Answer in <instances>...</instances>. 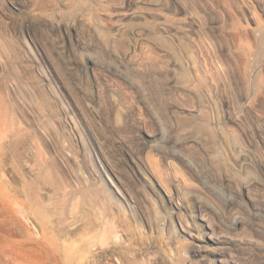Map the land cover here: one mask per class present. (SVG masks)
<instances>
[{
	"label": "rangeland",
	"instance_id": "obj_1",
	"mask_svg": "<svg viewBox=\"0 0 264 264\" xmlns=\"http://www.w3.org/2000/svg\"><path fill=\"white\" fill-rule=\"evenodd\" d=\"M80 263L264 264V0H0V264Z\"/></svg>",
	"mask_w": 264,
	"mask_h": 264
},
{
	"label": "bare ground",
	"instance_id": "obj_2",
	"mask_svg": "<svg viewBox=\"0 0 264 264\" xmlns=\"http://www.w3.org/2000/svg\"><path fill=\"white\" fill-rule=\"evenodd\" d=\"M195 59H196V58H195ZM194 62H195V61H194ZM196 63H197V62H196ZM196 66H197V65H196ZM196 66H195V67H196ZM197 69H198V68H197ZM195 70H196V69H195ZM196 71H197V70H196ZM198 72H199V70H198ZM189 73H190V72H189ZM192 75H193V74H192ZM203 76H204V75H203ZM64 225H65V224H64ZM39 226H40V225H39ZM63 227H64V226H63ZM68 227H69V226H68ZM65 228H66V227H65ZM43 229H44V228H43ZM43 229H42V230H43ZM63 229H64V228H63ZM40 230H41V229H40ZM42 230H41V231H42ZM41 231H40V234H42ZM44 231H45V230H44ZM44 231H43V232H44ZM42 235H45V233H43ZM42 235H40V236H42ZM38 237H39V236H38ZM40 238H41V237H40ZM45 238H46L45 236H42V238H41L40 240H38L39 242L36 241V244H37V243H41V241L45 240ZM111 238H112V237H111ZM36 240H37V239H36ZM46 240H47V239H46ZM107 240H108V239H107ZM86 242H87V241H86ZM44 243H45V242H44ZM85 244H86V243H85ZM86 245H87V244H86ZM90 245H92V243H91ZM90 248H91V247H90ZM80 249H81V248H80ZM85 251H86V250H85ZM89 251H90V250H89ZM92 252H93V251H92ZM87 253H90V252H87ZM84 254H85V252H84ZM90 254H91V253H90ZM81 255H82V253H80L79 256H81ZM86 255H87V254H86ZM93 255H94V254H93ZM82 257H83V256H82ZM84 257H85V256H84ZM89 257H90V255H89ZM75 258H76V257H75ZM94 258H95V257H94ZM82 263H83V262H82ZM80 264H81V263H80Z\"/></svg>",
	"mask_w": 264,
	"mask_h": 264
}]
</instances>
